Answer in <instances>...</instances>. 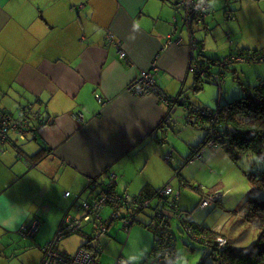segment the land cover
<instances>
[{
    "label": "crops",
    "instance_id": "obj_1",
    "mask_svg": "<svg viewBox=\"0 0 264 264\" xmlns=\"http://www.w3.org/2000/svg\"><path fill=\"white\" fill-rule=\"evenodd\" d=\"M203 1L209 13L196 36L208 56L221 57L229 48L224 57L246 49L264 52V0H232L228 10L225 0ZM53 11H62L73 29L56 34ZM229 13L234 19L228 20ZM182 25L170 0H0V110L17 115L32 103L47 118L18 141L29 160H20L15 146L0 144V243L30 241L41 250L64 218L94 196L88 184L104 172L115 173L118 184L140 177L149 187L148 181L170 175L169 167L160 168L161 154L169 150L157 141L167 110L158 96H134L128 86L155 62L153 74L168 95L184 96L194 86L190 63L196 49L188 30L179 38ZM106 31L121 42L127 59L104 46ZM218 46L221 52H209ZM182 137L191 147L189 137ZM149 147L154 164L144 173L150 160L136 154ZM34 220L41 222L35 239L21 237L18 231Z\"/></svg>",
    "mask_w": 264,
    "mask_h": 264
},
{
    "label": "rangeland",
    "instance_id": "obj_2",
    "mask_svg": "<svg viewBox=\"0 0 264 264\" xmlns=\"http://www.w3.org/2000/svg\"><path fill=\"white\" fill-rule=\"evenodd\" d=\"M94 2H98V0H94ZM51 16L56 23V26H54L56 34L60 30L73 29L69 27V19L62 11H53ZM179 16L182 18L181 13ZM209 50L210 53L214 51L221 52L219 46L218 50ZM230 50L229 48L226 54ZM226 54L221 55V57H224ZM220 68H213V71L222 73L225 79L223 95L219 103L220 106L225 105L226 101H230L231 103L243 96V92L235 82V77L241 79L243 82L247 81L252 84H256L260 78H264V63H244L236 64L225 69ZM5 84H7L6 81ZM191 87L189 85L185 90V96L188 98L189 105L192 104L196 108L217 107V100L221 94L218 86H215L209 81L203 82L204 89L199 93H195ZM1 89H4V86L0 78ZM177 109V112L173 115L177 119L171 125L172 131L170 133L177 137L176 145H173L171 139H167L165 146H162L166 150H172L173 147V162L171 164L166 163L164 161L165 152L161 154V159L164 164L160 168L162 169L164 166L169 167L170 175H167V178L160 182H154L153 180L148 182L155 189L170 186L175 190L176 195L180 194L178 195L180 200L179 205L181 204V208L182 206L187 207L186 209H182L190 215L192 222L203 229H210L214 232V236L210 237L214 243L209 241V244L224 246L230 241L231 247L239 251L253 248L258 241L259 232L246 218V204L251 197L263 199L264 192L250 183L242 170L227 153L208 145H206L202 158L197 159L190 166L181 168V178L177 177L175 169H178L181 163L184 164L190 158L192 150L188 145L184 144L183 133L189 137L192 145L199 143L206 133L204 129L194 128L191 125V121L195 119V114L191 118L189 114L183 111L182 107H178ZM79 118L80 115L76 120H79ZM149 149L150 147L145 153L136 154L139 157L145 155L150 160L149 164L143 170L144 173L151 171L152 164H154V153L150 152ZM214 152L217 153L213 156ZM145 165V163H142V167ZM110 174L113 175L115 173ZM181 180L184 181L183 186H181ZM147 184V181L138 177L135 179V184H128V182L127 184L121 183L118 184L117 189L120 193H124L127 190V193L133 197ZM203 200H209L208 206H201ZM198 204V208L195 209ZM154 206L153 203L152 208L147 211L148 215L155 214ZM112 214L113 208L106 206L101 216L104 220H109ZM73 215L81 216L82 213L78 212L77 209L76 214ZM142 217V221L145 223L149 222V218L145 214ZM156 223L154 221V224H152L155 228ZM144 226L142 223H137L127 232L123 229V224L120 220L114 221L110 227L109 234L95 243L101 246L103 250L102 254L98 256L100 263L117 264L118 261H121L122 264H143L148 261L155 243V235L153 229L150 231ZM137 229H141L143 233ZM172 229L175 233L173 236L175 246L173 255L168 258L170 263L201 264L204 262L205 264H215L211 257L212 250L206 245L197 242V238L194 240V237H196L194 233H190L186 228L184 231L192 235L188 236L186 233L181 232L177 220H173ZM92 230V223L86 225L85 231L87 233L90 234ZM82 241V237L76 236L67 240L64 245L68 251L75 253ZM41 260L42 251L30 241L18 240L15 242L14 240H9L8 242L0 243V264H41Z\"/></svg>",
    "mask_w": 264,
    "mask_h": 264
},
{
    "label": "trees",
    "instance_id": "obj_3",
    "mask_svg": "<svg viewBox=\"0 0 264 264\" xmlns=\"http://www.w3.org/2000/svg\"><path fill=\"white\" fill-rule=\"evenodd\" d=\"M225 1H226L225 9L228 10L229 9L228 6L231 4L232 0H225ZM177 20H178V16H177ZM200 26H202V24H200ZM180 33L181 30L179 32V35ZM111 36H113L111 32L109 31L104 32L103 40H104V46L106 48L114 47L109 40ZM194 39L196 42V48H195L196 52H193L194 59H196V61H198L199 64H201L202 66L208 67L206 71L207 75L204 78L200 77L199 73H194L195 81H194V86H192L191 89H193L195 93L201 92L204 89L203 82L209 81L213 83L215 86H218V89L223 94V86L225 84V79L222 73L213 71V68L215 67L220 68L221 66L219 64L221 63V61H224L231 55H237V54L245 55V56L258 55L257 51L253 52L251 50L246 49V50H240L238 51V53L230 54L226 57L214 56L210 53L209 54L211 56H208L206 52L203 51L202 44L198 36H195ZM220 69H225V68L221 67ZM216 77H219L221 81L220 84L215 82L214 78ZM235 82L243 92V96L231 103L230 102L226 103L223 106L219 105L221 99L218 98L217 107L213 109V112H216L218 114V122H215L216 124H214L217 131V135L219 139H224L223 142H218L217 143L218 146L215 147L227 153L231 157V159L238 165V167L242 170V172L250 181V183L254 187H257L258 189L264 192V78H260L256 84H252L247 81L243 82L241 79H237L235 80ZM169 100H170V108H175L176 106H178L183 102L182 98L180 99L169 98ZM39 101L42 102V99L40 98ZM195 110L196 109L193 107H190V109L185 108L186 113L189 114L191 118L194 115L193 113H197V111L195 112ZM198 112H203V111L202 109H199ZM5 113L9 114V112L6 111ZM5 113H3L2 115L6 116ZM2 115L0 111V128L2 125V119H1ZM194 118L195 119L191 121V125L194 126V128L196 127L202 128L206 131L204 137L201 139L199 143L192 145L191 147L188 145L189 148L192 149L189 159L192 158V160H194L195 162L197 159L202 158V153L205 151L206 145L211 138L210 126H209L211 117H203L202 121H200V119H198V114H195ZM170 127H171L170 124H164L162 122V125L158 128V133L160 132L157 138V141L160 143L159 146H165L166 140L170 139L169 137ZM10 140L11 138L8 135L4 139L2 137V134L0 133V144L3 147H5V142ZM171 151L174 154L173 149ZM166 158H167V154L165 152L164 153L165 162H166ZM188 160L184 164L181 163L180 167L177 170L175 169L177 174L181 168L186 166ZM108 173L110 174L112 172L107 171V174H102L100 178L101 179L104 178L106 175H108ZM178 177L181 178V176ZM160 191L161 189H155L146 186L141 189L138 195H134L133 198L153 199V197L160 195ZM178 195H176V192L174 190V192L171 195L166 196L163 202L154 199L152 203H154L155 205L154 211L159 216L160 214L173 215V212L175 213L176 210H178L179 212H181L180 218L160 216L161 218L158 217V221L156 223V228H155V226L152 225L154 224L155 215L153 216L148 215L147 211H145L144 213H140L139 215L136 216L135 224L137 223L144 224L145 225L144 227L146 229L150 231L151 229H153V233L155 235L154 236L155 243L152 249V253L148 261L144 262L143 264H172L168 261V258L171 255H173L174 246H175L174 244L175 240L173 238L175 233L173 232L174 230L172 229L173 220H177L179 222V230L181 232L186 233L188 236L194 233L195 234L194 236L200 238V241H198L199 243L206 245L209 249L212 250L211 257L213 258L215 264H264V198L260 199L257 197H251L247 201L246 218L258 230L259 236H258V241L253 248L239 251L231 247L230 241L228 244L224 246H219L217 244H209V241L211 243H214V241L210 238L211 236H214L213 235L214 232L212 230L203 229L200 226L195 225L191 219L189 221H182L185 218L189 217L190 215L186 213L185 210L180 208L181 204L179 205L180 200ZM167 198H169V200H167ZM198 206L199 204L195 207V209H197ZM143 214H145L149 218L148 223L142 221ZM80 217L81 216L74 215V218H80ZM90 223L94 224V221H85L83 219L80 229L68 235L60 242L61 248L67 250L66 246L64 245L65 242L73 237L78 236V237H82L83 241L80 243L76 251L81 248H86L87 250H90L92 248L91 245H94L99 239L96 237L94 225H93V230L90 234L85 231L86 225ZM110 227L107 234H109ZM185 228H188V230L192 234L184 231ZM102 238L103 237H101L100 239ZM98 248L100 249L99 255H101L103 250L101 246H98ZM41 251H42V260H41V264H42L44 258L43 248L41 249ZM201 264H205V263L202 262Z\"/></svg>",
    "mask_w": 264,
    "mask_h": 264
},
{
    "label": "built area",
    "instance_id": "obj_4",
    "mask_svg": "<svg viewBox=\"0 0 264 264\" xmlns=\"http://www.w3.org/2000/svg\"><path fill=\"white\" fill-rule=\"evenodd\" d=\"M174 8L181 11L183 14L182 22L186 23H202L208 14V5L203 0H172ZM228 19L232 20L233 16L228 15ZM174 22H177V18H174ZM110 42L117 49L118 54L121 59H127V54L122 50L121 43L116 40L114 36L109 38ZM169 41L171 37L169 36ZM194 49L196 48V42L194 35L192 36V41ZM192 61L190 63V70L194 73H199L200 77H206L208 67L199 64L196 59H194V54L192 53ZM244 63H264V53L258 54L256 56H245V55H231L219 64L223 68L232 67L235 64ZM157 62L154 63L156 65ZM152 66L150 71H142L139 76L134 80V82L129 86L128 92L134 96H158L162 102L169 103L170 100L166 99L163 94H161L158 89L154 87V71H157V66ZM215 82L221 83L219 77L214 78ZM97 99L101 101V98L97 96ZM81 116V114H79ZM38 116V114H36ZM74 119L78 115L73 116ZM203 117H211V120L217 121L218 114L216 112L203 111L200 113L199 118L202 120ZM2 137L5 139L7 135L5 132L12 131L14 133H19L28 127L29 120L23 117L21 120L12 121L10 116L2 115ZM4 120V121H3ZM79 118V121H82ZM78 121V120H77ZM209 146H218V142H223L224 139H219L218 135L214 133V128L210 131ZM106 180V181H105ZM118 181L115 174H108L102 179H94L89 182V190L94 193V196L90 199L84 200L80 204L79 212L82 213L80 218H74L71 215H67L60 229L54 236V238L48 242L43 247V263L42 264H101L98 260L100 249L98 246L91 245L92 248L87 250L86 248H81L75 253H70L65 249L61 248L60 242L68 235L79 230L82 224V220L94 221V229L97 238H101L107 235L110 225L115 220H120L123 224V229L127 232L130 231L131 227L136 222V216L144 209L151 206L153 200L158 199L162 201L166 196L173 193L170 186L162 189L160 195L153 197V199H135L129 194L120 193L117 190ZM209 200H203L201 206H208ZM106 206H111L113 208V214L109 220L102 219L101 213ZM162 217H176L180 218L177 214L173 212V215L161 214ZM113 220V221H112ZM184 219L183 221H185ZM41 228V222L39 220H34L30 224L22 226L18 234L28 240H34L37 233ZM188 230V228H186ZM189 231V230H188ZM190 232V231H189ZM200 241V238L194 237ZM98 239V240H99ZM197 241V242H198ZM161 258V257H160ZM117 264H122L118 261Z\"/></svg>",
    "mask_w": 264,
    "mask_h": 264
},
{
    "label": "clouds",
    "instance_id": "obj_5",
    "mask_svg": "<svg viewBox=\"0 0 264 264\" xmlns=\"http://www.w3.org/2000/svg\"><path fill=\"white\" fill-rule=\"evenodd\" d=\"M170 2L172 3V0H170ZM174 6V5H173ZM228 15H232V14H228ZM228 15H227V18H228ZM233 16V19H234V15H232ZM229 20V19H228ZM175 24H177V22H174ZM179 38H180V35H179ZM181 39V38H180ZM117 40V39H116ZM120 42V41H119ZM177 42H178V44H180V41L179 40H177ZM121 43V42H120ZM192 43V42H191ZM122 45V44H121ZM126 53V52H125ZM123 60V59H122ZM236 65V64H235ZM234 66V65H233ZM152 68H150L149 70H146V71H150ZM191 71V70H190ZM194 73V72H193ZM137 78V77H136ZM135 78V79H136ZM134 79V80H135ZM134 80L130 83V85L134 82ZM129 85V86H130ZM129 86H128V88H129ZM131 94V93H130ZM100 98V97H99ZM179 99L180 98H182V97H178ZM98 100V99H97ZM99 101V100H98ZM100 103H103V99L101 98V101H99ZM159 104H162L163 105V107H165L166 108V110H167V112L168 113H170V114H174V113H176L177 112V108L178 107H180L179 105L178 106H176L175 108H170V102L169 103H165V102H162L161 100H159ZM27 105V104H26ZM26 105H24V106H26ZM23 107V106H22ZM22 107L20 108V110L19 111H21L22 110ZM182 108H184V107H182ZM200 109H202V111H208V112H210L207 108H200ZM1 111V115L3 114V113H5V111L4 110H0ZM4 111V112H3ZM27 112V110L25 109L24 110V112ZM33 111H34V113L35 114H38V116H37V118H36V120L34 121V123L32 122V123H29L28 124V127L25 129V130H23V131H21V132H19L18 134H19V139L16 141L17 142V144H18V141H26L28 138V135H29V133H32V132H34V125H37V127H35V131H36V129L38 128V126L39 125H43V124H45V123H47V118L44 116V113H43V109H41L40 107H38L37 108V105H35V108H33ZM28 113V112H27ZM199 113V114H198ZM197 114H198V119H200L199 118V115H200V113L201 112H198ZM6 114V113H5ZM6 115H8V116H10V113L9 114H6ZM73 116H74V114H73ZM10 118H11V116H10ZM74 118V117H73ZM76 120V119H75ZM77 121V120H76ZM83 121H84V119H83ZM162 122L164 123V124H170V125H172L174 122H172V120L169 118V119H163L162 120ZM162 122H161V124H160V126L162 125ZM211 125V123L209 122V126ZM210 131H211V129H210ZM0 133H2V130H1V128H0ZM13 133L14 132H10V131H7V132H5V134L6 135H13ZM212 139V138H211ZM210 139V140H211ZM209 140V141H210ZM209 141H208V143H207V145L209 146ZM5 147H14L13 146V143H12V141L10 140V141H6L5 142ZM17 148V147H16ZM18 149V148H17ZM3 151V150H2ZM205 152V151H204ZM204 152L202 153V156H203V154H204ZM166 154H167V158H166V163H169V164H171L172 162H173V152L171 151V150H169V151H167L166 152ZM51 155H53V154H51ZM18 157H19V153H18ZM56 162L58 163L59 162V160L58 159H56ZM194 163V160H192V158L191 159H189L188 160V162H187V164H186V166H190V165H192ZM184 168V167H183ZM177 170V169H176ZM180 172H181V169H180V171H178V174H177V172L175 171V173H176V176L178 177V176H181V174H180ZM181 186H183L184 185V181L183 180H181ZM88 187H89V184H88ZM166 187H168V186H166ZM165 187V188H166ZM172 188V187H171ZM162 189H164V188H162ZM161 189V190H162ZM173 190V192H174V189H172ZM67 196H69V194H67ZM86 200V199H85ZM158 200V199H157ZM167 200H169V198H167ZM202 203V202H201ZM81 204V203H80ZM152 206H153V203L151 204V206L149 207V208H147V209H144V210H142L140 213H144L145 211H148L150 208H152ZM79 208H80V205H79ZM79 210V209H78ZM139 213V214H140ZM156 213V212H155ZM138 214V215H139ZM175 214H177L178 216H180L181 217V213H179V211L178 210H176V212H175ZM155 215V214H154ZM151 216H153V215H151ZM66 218V217H65ZM65 218H64V220H65ZM187 221H189L190 220V216L189 217H187V218H185ZM64 220L62 221V223H61V225L63 224V222H64ZM61 225H60V227H61ZM60 227H59V229H60ZM58 229V230H59ZM58 232V231H57ZM56 235V234H55ZM108 235V234H107ZM105 237V236H104ZM48 244V243H47Z\"/></svg>",
    "mask_w": 264,
    "mask_h": 264
},
{
    "label": "water",
    "instance_id": "obj_6",
    "mask_svg": "<svg viewBox=\"0 0 264 264\" xmlns=\"http://www.w3.org/2000/svg\"><path fill=\"white\" fill-rule=\"evenodd\" d=\"M178 12H179V15H180V13L182 14L181 11L178 10ZM175 17L177 18V16H175ZM182 19H183V14H182ZM173 22H174V17H173ZM177 22H178V20H177ZM203 22H205V21H203ZM203 22L202 23H199V22L186 23L185 21H183V25H182L181 31L183 32L184 30H188L189 33L190 34L192 33V36L194 35V38H195V36L197 34V29L199 27H201L200 24H203ZM180 38L183 39L182 33H180ZM178 97H182V101H183L181 104H179V106L186 108V105H188V98H187V96H185V91H184V96L182 94L180 96L174 97V99L178 98ZM33 108H35V105L32 104V103H28L26 106L22 107V110L19 111V113L17 115H15L13 113H10L11 120L12 121H14V120L16 121V120H21L23 117H26L29 120V123H32V122L34 123V121L36 120L37 116L34 113ZM25 109L27 110L28 113L26 111L24 112ZM173 115L174 114H170V113L167 112V114L164 116L163 119L164 120L165 119H169L170 117H173ZM8 136L11 138L13 146L18 148V153H19V157L18 158L20 160H25L27 154L25 156L24 151L20 150V145H18L17 142H16L19 139V134L18 133H13V135H8ZM13 136H15L16 138H13ZM27 158H28V156H27ZM28 160H29V158H28Z\"/></svg>",
    "mask_w": 264,
    "mask_h": 264
},
{
    "label": "bare ground",
    "instance_id": "obj_7",
    "mask_svg": "<svg viewBox=\"0 0 264 264\" xmlns=\"http://www.w3.org/2000/svg\"><path fill=\"white\" fill-rule=\"evenodd\" d=\"M154 79H155V84H154V87L156 88V89H158V91L161 93V94H163V96L166 98V99H172V98H174L173 96H170V95H168L166 92H164V90L162 89V87L160 86V84H158V82H157V77L154 75ZM170 119L172 120V122H176V119L174 118V117H170ZM103 174H107V172H104ZM109 174V173H108ZM124 193H126V194H128L127 192H124Z\"/></svg>",
    "mask_w": 264,
    "mask_h": 264
},
{
    "label": "flooded vegetation",
    "instance_id": "obj_8",
    "mask_svg": "<svg viewBox=\"0 0 264 264\" xmlns=\"http://www.w3.org/2000/svg\"><path fill=\"white\" fill-rule=\"evenodd\" d=\"M215 122H218V118H217V121H215V120H211L210 121V123H211V125H210V129H212V128H214V133L215 134H217V131H216V128H215V126H214V124H216ZM165 200V198L162 200V202ZM161 215V214H160ZM158 217H160L157 213H155V218H154V221H158ZM161 218V217H160Z\"/></svg>",
    "mask_w": 264,
    "mask_h": 264
}]
</instances>
